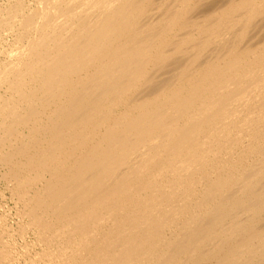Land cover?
<instances>
[{"label":"bare ground","instance_id":"1","mask_svg":"<svg viewBox=\"0 0 264 264\" xmlns=\"http://www.w3.org/2000/svg\"><path fill=\"white\" fill-rule=\"evenodd\" d=\"M0 183V264H264V0H0Z\"/></svg>","mask_w":264,"mask_h":264},{"label":"rangeland","instance_id":"2","mask_svg":"<svg viewBox=\"0 0 264 264\" xmlns=\"http://www.w3.org/2000/svg\"><path fill=\"white\" fill-rule=\"evenodd\" d=\"M2 186V187H1ZM0 188H2V189H0V207H1V209H0V214L1 215H6V214H8V216L6 217L7 218V220H8V223L9 224H12L13 222H15V220H16V217L13 215V214H10V212L12 213V210L11 209H13L14 208V201H13V199L12 198H10V193H7V189H5L4 188V186L2 185V183H0ZM5 189V190H4ZM5 193H4V192ZM9 192V191H8ZM8 197H9V199H8ZM11 201H13L12 203H11ZM13 204V205H12ZM13 206V207H12ZM7 207V208H6ZM2 209L4 210V211H2ZM10 209V211L8 212V210ZM7 212V213H6ZM6 213V214H5ZM10 215V216H9ZM10 218V219H9ZM14 218V219H13ZM11 222V223H10ZM30 240V238L27 236L26 238H25V241H29ZM20 241V242H19ZM17 242L18 243H21V240L20 239H17Z\"/></svg>","mask_w":264,"mask_h":264}]
</instances>
